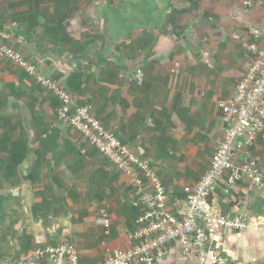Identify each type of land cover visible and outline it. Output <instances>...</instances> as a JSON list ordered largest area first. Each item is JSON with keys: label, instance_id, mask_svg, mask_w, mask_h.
<instances>
[{"label": "crops", "instance_id": "0c3cea01", "mask_svg": "<svg viewBox=\"0 0 264 264\" xmlns=\"http://www.w3.org/2000/svg\"><path fill=\"white\" fill-rule=\"evenodd\" d=\"M251 26L264 31V0H0V45L13 46L79 105H90L151 164L177 212L225 139L217 103L235 93L253 62L243 46L255 40ZM58 107L22 68L2 62L0 163L14 152L21 183L11 186L0 175V192L23 203L33 249L0 264H22L37 247L65 241H74L82 264H100L108 250L126 247L136 228L141 210L132 205L130 177L61 124ZM251 151L264 171V132ZM225 191H213V206L230 217L248 212L253 223L224 233L219 251L230 264H264V191L241 183L236 203ZM103 211L109 234L97 222ZM160 264L200 262L171 243Z\"/></svg>", "mask_w": 264, "mask_h": 264}, {"label": "built area", "instance_id": "2783aa9c", "mask_svg": "<svg viewBox=\"0 0 264 264\" xmlns=\"http://www.w3.org/2000/svg\"><path fill=\"white\" fill-rule=\"evenodd\" d=\"M245 5L251 6V2L246 1ZM250 32L255 40H244L243 46L253 55V62L235 93L217 103L225 139L179 212L171 209L172 196L151 164L141 159L133 146L122 143L116 133L98 119L90 105H79L73 93L13 46L0 45V67L3 61H11L52 93L59 102L60 123L80 133L89 145L131 179L132 205L141 210L136 228L129 233L127 246L108 250L100 264H160L171 243L178 244L185 255L195 253L200 264H230L229 258L219 251V238L224 233L246 231L253 219L248 212H239L234 217L225 215L213 206L210 197L223 185L235 203L238 196L233 189L241 183H245L251 193L264 191V171L251 151L264 132V31L251 26ZM137 77L143 78V72L139 70ZM97 222L110 233L111 219L107 211L101 213ZM31 256L22 264L41 261L82 264L74 241L39 246Z\"/></svg>", "mask_w": 264, "mask_h": 264}, {"label": "trees", "instance_id": "16d2710c", "mask_svg": "<svg viewBox=\"0 0 264 264\" xmlns=\"http://www.w3.org/2000/svg\"><path fill=\"white\" fill-rule=\"evenodd\" d=\"M13 153L11 152L8 161L0 163V175L5 183L16 186L21 183V179L16 175L19 162L15 160ZM20 209L22 207L17 197H13L12 193L0 192V262L20 255L19 252L33 249V236L27 234V229H23V213L20 214ZM16 239L20 243V249L16 247Z\"/></svg>", "mask_w": 264, "mask_h": 264}, {"label": "rangeland", "instance_id": "374dc122", "mask_svg": "<svg viewBox=\"0 0 264 264\" xmlns=\"http://www.w3.org/2000/svg\"><path fill=\"white\" fill-rule=\"evenodd\" d=\"M12 194H13V197H17L16 196V193H13V192H11ZM16 207H18V205H16ZM21 207H23V203H22V205H21ZM22 213V210L20 209V214ZM23 216H24V214H23Z\"/></svg>", "mask_w": 264, "mask_h": 264}]
</instances>
